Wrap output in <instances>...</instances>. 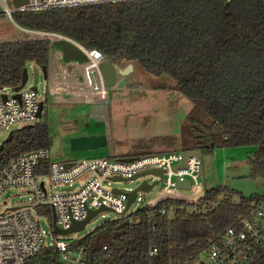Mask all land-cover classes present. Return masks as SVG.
Here are the masks:
<instances>
[{"label":"trees","instance_id":"trees-1","mask_svg":"<svg viewBox=\"0 0 264 264\" xmlns=\"http://www.w3.org/2000/svg\"><path fill=\"white\" fill-rule=\"evenodd\" d=\"M13 19L40 39L0 42V87L19 86L29 62L49 67L50 40L65 36L118 66L138 63L173 77L193 104L183 150L255 147L250 176L264 179V0H133L16 12ZM49 140L46 122L12 131L0 145V170L49 149ZM49 164L36 174L48 175ZM262 199L226 185L206 188L198 202L163 199L103 222L70 249L83 248L87 264H190L221 245L230 228L241 230ZM38 214L52 223L51 206ZM25 264H63L61 251L46 247ZM249 264H264V244Z\"/></svg>","mask_w":264,"mask_h":264},{"label":"built area","instance_id":"built-area-1","mask_svg":"<svg viewBox=\"0 0 264 264\" xmlns=\"http://www.w3.org/2000/svg\"><path fill=\"white\" fill-rule=\"evenodd\" d=\"M127 1L133 0H28L21 6L10 7L8 3L12 0H1L5 5V12L10 17L16 12L38 13L50 9ZM78 45L85 52L88 60L65 61L61 55L57 62L53 61L55 71L47 78L49 95L69 94L78 99H98L107 102L110 88L105 86L100 70L106 57L98 50H89ZM56 49L52 45V51ZM17 94L20 97H17ZM38 95V89L35 91L32 87L28 88L27 84L19 92H16L14 87H0V135L17 123L25 125L38 123L41 102ZM183 159V151H168L139 155L129 162L115 157H96L75 162L67 167L64 163L51 162L49 149L20 155L6 168L0 170V193L12 187H26L33 190L35 198L28 203L0 211V264H25L46 247L52 246L61 251L63 264H87L83 248L72 251L70 247L73 242L66 241L63 239L65 236L53 232V220L49 223L51 234L54 236L51 243L47 244L45 230L41 228L39 222L42 216L38 214V207L51 206L56 215L55 224L61 229L70 228L74 222L87 218L90 211L101 207L109 208L123 217L131 208L127 209L126 192L129 190L118 193L113 188H104L103 184L113 183L111 178L115 176L131 179L137 174L153 169L162 170V177L157 186L160 194L164 193L168 198L192 202L200 197L205 189L200 174L202 162L196 156H192L186 160L184 167H178ZM44 161L50 162L49 173L46 176H38L36 171ZM148 176L153 177V175ZM44 178L49 179L51 183H64L69 186L81 180L82 183L77 188L54 192L52 186L50 190L46 185ZM185 180L190 181L191 189L177 188V182ZM189 191L192 193L191 196L195 194L193 199L185 196ZM145 194L139 192L133 203L139 202L142 208L154 206L159 202L156 203L155 198L146 199ZM262 244H264V199L256 202L254 217L245 220L241 230L230 228L221 245L216 243L211 245L207 253L190 264H249L255 247ZM103 249L106 250L107 246H103ZM151 254H157V250H153Z\"/></svg>","mask_w":264,"mask_h":264},{"label":"rangeland","instance_id":"rangeland-1","mask_svg":"<svg viewBox=\"0 0 264 264\" xmlns=\"http://www.w3.org/2000/svg\"><path fill=\"white\" fill-rule=\"evenodd\" d=\"M8 4L10 7L13 6L12 2ZM20 32L11 17L5 12V5L0 0V42L16 39L21 36ZM26 36L33 37L34 33L27 32ZM26 68L29 74L27 87H36L39 91V101H43L45 104L38 123H47L51 162H80L106 156L107 154L103 153V148L72 150L71 139L73 136L94 133H112L117 145H121L125 152L133 156L184 149L183 136H186L190 125L189 116L193 104L181 92L177 82L170 75L155 76L147 72L140 64L134 63V71L128 76L119 77L117 84L109 89L108 101L103 105L105 112L102 115L100 110H95L96 105L87 103L83 99L57 96L51 99L49 97V79L45 78L41 67L34 62H29ZM25 126L24 123H17L2 132L0 145L12 131ZM255 150V147H227L217 148L213 153L203 155L202 163L206 187L226 185L245 196L264 195V179L250 176L249 158ZM144 179L150 182L154 181L152 176H145L135 181L106 183L103 184V187L133 190ZM44 181L50 190V186H52L54 192L77 188L82 183L81 180L69 186L64 183H51L49 179L45 178ZM158 191L159 188L156 187L146 193L145 198L157 196ZM188 194H191V191ZM165 195L161 193L158 196ZM189 196L193 199L195 194ZM34 198L35 194L30 188H8L0 193V211L28 203ZM139 208V202L133 203L128 214ZM119 217L113 211H105L90 220L83 231L72 233L63 239L70 242L82 239L103 222ZM39 222L41 228L45 230L47 244H50L54 236L51 234L50 223L44 217H40Z\"/></svg>","mask_w":264,"mask_h":264},{"label":"water","instance_id":"water-1","mask_svg":"<svg viewBox=\"0 0 264 264\" xmlns=\"http://www.w3.org/2000/svg\"><path fill=\"white\" fill-rule=\"evenodd\" d=\"M27 1L28 0H12V3L15 7H18V6H21L23 4H26ZM59 36H60L59 39L52 41V45L54 47L60 49L62 56H63V59L65 61H77V60H79V61L86 62L88 60L87 55L85 54V52L82 50V48L76 42H74L73 40H71L65 36H61V35H59ZM41 39H45V38H41ZM41 70H42L45 78L47 79L48 78V72H49L48 67L47 66H41ZM100 70L102 73V77H103V81H104L105 86L108 88H112L117 84L119 77L128 76L134 71V63H129L125 67H120V66L116 65L115 63H113L112 61L106 59L101 64ZM28 80H29L28 70H27V68H24L23 76H22V82L19 86L14 87V90L16 92H19L27 84ZM32 89L37 91L36 87H32ZM16 96L20 97L19 94H17ZM39 106H40V108H39V112H38V117L41 118L43 111H44V107H45L44 102L41 101ZM30 126H32V125H26L25 127H30ZM10 138H11V133L9 134V136L6 140H10ZM107 143H108V140H107L106 135L80 136V137H73L71 139V147H72V150H74V151H76V150H96L99 148L106 147ZM183 155H184L183 162L178 167H182V166L184 167L186 165V160L192 156H196L202 162L203 155H202V152L199 150L183 151ZM133 159H134V157H128V158H122L121 160H123L125 162H129V161H132ZM74 163H75L74 161H69V162L64 163V165L69 167V166H72ZM200 174H201L202 180H204L203 163L201 164ZM148 175H153V177H155L153 182H150L149 180L144 179L137 188H135L133 190H129L128 192H126L128 195V207H127V209H129L131 207L132 203L135 201L139 192L148 193V192L154 190L159 185L160 179L162 177V170L161 169L149 170V171L137 174L136 176H134L131 179L122 178L120 176H115V177L111 178V181H114V182L115 181L128 182V181L138 180L139 178L145 177ZM156 177H159V179ZM176 186L179 189H185V190L191 189V183L189 180L179 181V182H177ZM113 189H114V191H116L118 193H121L123 191V190H120L119 188H116V187ZM205 194H206V189H204L202 191V194L200 195V197H198L195 200V202L202 200V198L205 196ZM105 211H112V210L109 208H106V207H101L100 209L90 211L87 218L83 219L80 222H74L72 224V226L68 229H61L55 224L56 215L53 212V227H54L53 232L57 235L68 236L72 233H77V232L83 231L86 228V226L90 220H92L95 216L99 215V213H102Z\"/></svg>","mask_w":264,"mask_h":264},{"label":"crops","instance_id":"crops-1","mask_svg":"<svg viewBox=\"0 0 264 264\" xmlns=\"http://www.w3.org/2000/svg\"><path fill=\"white\" fill-rule=\"evenodd\" d=\"M4 4V3H3ZM11 20L13 21V23L20 29V33H21V36H19V37H16V39H12L11 41L10 40H8V42H16V41H22V40H34V39H39V38H33L32 36H26L27 35V32H38V31H31V30H28V29H25V28H23V27H21V26H19L15 21H14V19L11 17ZM26 34V35H25ZM53 53H54V55H53ZM61 55H62V53H61V51H60V49H56V50H53L52 52H51V57H50V64H49V67H48V70H49V72H48V76H50V73L51 72H53V71H55V64H54V62L53 61H55V62H57V60L59 59V58H61ZM51 58H52V60H51ZM52 74V73H51ZM65 97V98H70V99H74V96H72V95H69V94H57V95H49V97L52 99L53 97ZM84 101H86L87 103H91V104H94V106L96 107V109L95 110H100V113L103 115L104 114V112H105V106H103L104 104H105V102H103V101H101V100H98V99H94V100H92V99H90V100H87V99H83ZM90 135H106L107 136V140H108V143H107V146L106 147H104L103 148V150H104V152L103 153H105V155L106 156H100V157H115V158H128V157H136V156H133V155H131V154H129L128 152H125L122 148H121V145H117V143H116V141H115V138L113 137V134L112 133H97V134H90ZM90 135H76V136H73V137H80V136H90ZM72 137V138H73ZM102 149V148H101ZM170 151H172V150H170ZM173 151H175V150H173ZM180 151H184L183 149L182 150H180ZM164 151H159V152H155V153H163ZM166 152H168V151H166ZM154 153V152H153ZM153 153H150V154H153ZM147 154H149V153H147ZM143 155H145V154H143ZM67 162H69V161H67ZM66 163V162H65ZM204 181V180H203ZM204 188L206 189L207 187H206V185H205V181H204ZM159 193V192H158ZM160 194V193H159ZM158 194V195H159ZM192 194V193H191ZM191 194H185V196H187V198L188 199H192L189 195H191ZM158 195L156 196H151L150 198H155V200H156V203L158 202V201H161V200H163V199H165V198H168V196H162V197H159L158 198ZM181 196H182V194H181ZM149 198V199H150Z\"/></svg>","mask_w":264,"mask_h":264},{"label":"bare ground","instance_id":"bare-ground-1","mask_svg":"<svg viewBox=\"0 0 264 264\" xmlns=\"http://www.w3.org/2000/svg\"><path fill=\"white\" fill-rule=\"evenodd\" d=\"M33 33H39V32H33ZM56 37H57L56 39H59V38H60V36H58V35H56ZM56 39H55V40H56Z\"/></svg>","mask_w":264,"mask_h":264}]
</instances>
